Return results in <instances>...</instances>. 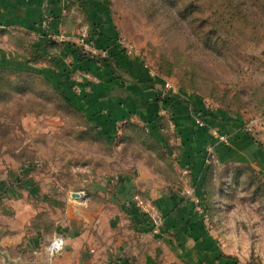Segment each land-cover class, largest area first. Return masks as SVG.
<instances>
[{
	"label": "rangeland",
	"instance_id": "1",
	"mask_svg": "<svg viewBox=\"0 0 264 264\" xmlns=\"http://www.w3.org/2000/svg\"><path fill=\"white\" fill-rule=\"evenodd\" d=\"M101 1L117 39L133 51L128 56H139L164 88L170 83L173 105L194 96L214 115L239 122L237 131L256 144L251 157L205 165L200 209L218 264H264V0ZM163 118L159 133L130 118L106 135L36 73L2 71L0 264H109L108 219L124 217L121 230L134 228L127 221L133 202L147 219L136 238H147L152 223L159 231L167 215L158 203L181 205L194 185L182 173L170 114ZM251 121L257 125L248 134L243 125ZM231 130L233 147L241 136ZM124 188L129 209L117 194ZM76 236L80 243L67 246ZM58 237L64 247L51 252Z\"/></svg>",
	"mask_w": 264,
	"mask_h": 264
},
{
	"label": "crops",
	"instance_id": "2",
	"mask_svg": "<svg viewBox=\"0 0 264 264\" xmlns=\"http://www.w3.org/2000/svg\"><path fill=\"white\" fill-rule=\"evenodd\" d=\"M20 33L27 36V41L16 39ZM117 38L101 0H0V73L41 75L106 135L115 133L118 125L130 118L159 133L157 126L168 112L178 132L181 162L190 166L192 187L203 197L205 165L201 151H205L206 144L216 142L211 130L229 133L234 128L236 132L241 125L214 115L194 96L178 99L170 110L165 108L163 99L170 95L164 82L139 56L126 55ZM197 113L202 115L204 126L195 122ZM236 133L241 137L232 149L215 146L219 160L253 155L256 144L242 136V131ZM260 138L264 140V133ZM117 192L129 209L133 202L130 192L126 188ZM185 203L164 209L158 203L167 215L165 224L142 239L134 232H144L147 219H142L134 202L133 208L140 215L135 212L133 220H127L133 222L131 230H121L124 217H109V237L103 242L108 263L116 257L120 264H218V246L212 233L200 218L196 204L190 199ZM81 239L71 237L66 245L70 246L72 240L80 243Z\"/></svg>",
	"mask_w": 264,
	"mask_h": 264
},
{
	"label": "built area",
	"instance_id": "3",
	"mask_svg": "<svg viewBox=\"0 0 264 264\" xmlns=\"http://www.w3.org/2000/svg\"><path fill=\"white\" fill-rule=\"evenodd\" d=\"M82 42L85 41V36L82 37ZM119 45H120V48L122 49V51L126 54V55H131L133 54V51L132 49L124 43V41L120 40L119 39ZM91 47H95V44L94 42H91ZM165 88H171L170 87V83H166L165 84ZM195 122L199 125V126H204V120H203V117L200 113H197L195 115ZM255 125H257V123L251 121L250 123H245L243 125V128L244 130L248 133V134H253L254 132V127ZM211 135L212 137L214 138V140L216 142H211V143H208L206 144V147H205V158H204V165H208L212 162V160H214L217 155H216V149H215V146L217 144H221V145H224L226 147H230L231 146V136L230 134L228 133H223L221 130H218V129H212L211 130ZM182 169V173L185 177H189L190 174H191V170H190V166L187 164V165H183L181 167ZM185 195L186 197H188L193 203L196 204V208H197V211L198 213L204 218V210H201L200 209V206H201V199L200 197L196 194V191H195V187H189L185 190ZM139 205L141 206V208L143 207L142 205V202H139ZM137 204V206H139ZM143 210V209H142ZM156 221V220H155ZM162 222V225H164V218H162L160 220ZM153 224V227H152V230H156V225L154 223ZM161 228V227H160ZM61 239L60 241V245L62 248L59 249V246H56L54 251L53 252H58L60 251L61 249H63L64 247V238L63 237H58ZM55 242V240L53 241V243Z\"/></svg>",
	"mask_w": 264,
	"mask_h": 264
},
{
	"label": "trees",
	"instance_id": "4",
	"mask_svg": "<svg viewBox=\"0 0 264 264\" xmlns=\"http://www.w3.org/2000/svg\"><path fill=\"white\" fill-rule=\"evenodd\" d=\"M95 57H96V55H94ZM25 73H29V72H25ZM31 73V72H30ZM37 75H39V74H37ZM43 80H45L46 82H48L49 84H51L47 79H45L44 77H42L41 75H39ZM61 96L63 97V99L67 102V103H69V104H71V102L69 101V100H67L62 94H61ZM163 102H164V107L165 108H167V109H171V108H173V97H171V96H167V97H164V99H163ZM72 105V104H71ZM202 152V160H203V164H204V158H205V151H201ZM205 177H206V175H205ZM202 185H204V182H203V184ZM181 202L183 203V204H186L185 203V201L184 200H181ZM165 216V215H164ZM200 218L202 219L203 217L200 215ZM164 224H165V217H164ZM152 230V229H151ZM219 256V255H218Z\"/></svg>",
	"mask_w": 264,
	"mask_h": 264
},
{
	"label": "bare ground",
	"instance_id": "5",
	"mask_svg": "<svg viewBox=\"0 0 264 264\" xmlns=\"http://www.w3.org/2000/svg\"><path fill=\"white\" fill-rule=\"evenodd\" d=\"M81 194H82V193H81ZM82 196H83V194H82ZM60 241H61L60 238H56V239H55V242H54V243L51 245V247H50L51 252L54 251V249H55L56 246H59V249L62 248L61 245H60ZM64 244H65V241H64Z\"/></svg>",
	"mask_w": 264,
	"mask_h": 264
},
{
	"label": "water",
	"instance_id": "6",
	"mask_svg": "<svg viewBox=\"0 0 264 264\" xmlns=\"http://www.w3.org/2000/svg\"><path fill=\"white\" fill-rule=\"evenodd\" d=\"M83 194V193H82ZM82 194L80 192H74L73 196L77 199H81L82 198Z\"/></svg>",
	"mask_w": 264,
	"mask_h": 264
}]
</instances>
